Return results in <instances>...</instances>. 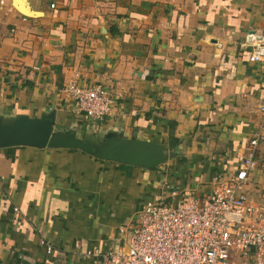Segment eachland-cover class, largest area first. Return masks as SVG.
Listing matches in <instances>:
<instances>
[{"label": "crops", "instance_id": "1", "mask_svg": "<svg viewBox=\"0 0 264 264\" xmlns=\"http://www.w3.org/2000/svg\"><path fill=\"white\" fill-rule=\"evenodd\" d=\"M262 38L264 0H0V123L52 121L44 148L0 146V264H100L147 201L209 194L262 118ZM70 83L109 91L105 119ZM114 150L158 162L97 154Z\"/></svg>", "mask_w": 264, "mask_h": 264}, {"label": "built area", "instance_id": "2", "mask_svg": "<svg viewBox=\"0 0 264 264\" xmlns=\"http://www.w3.org/2000/svg\"><path fill=\"white\" fill-rule=\"evenodd\" d=\"M262 59L264 38L249 55L250 61ZM67 90L90 118L103 120L109 114L113 100L101 85L70 83ZM259 111L262 118L245 150L237 152L232 173L217 177L205 196L173 190L172 201L161 196L147 201L125 243L103 252L94 249L100 264H264V191L253 197L249 189L256 170L264 169V99ZM41 245L53 253L49 241Z\"/></svg>", "mask_w": 264, "mask_h": 264}, {"label": "water", "instance_id": "3", "mask_svg": "<svg viewBox=\"0 0 264 264\" xmlns=\"http://www.w3.org/2000/svg\"><path fill=\"white\" fill-rule=\"evenodd\" d=\"M52 121L48 119H31L17 118L12 124L0 123V146L9 145H29L38 148H44L48 144L51 135ZM58 143L71 146L83 147L85 150L91 151L92 145L83 143L75 139L59 141ZM142 151L124 152L114 150L113 152L98 153L102 157H111L112 159L133 164H143L154 166L158 161H151L149 156L141 153Z\"/></svg>", "mask_w": 264, "mask_h": 264}]
</instances>
